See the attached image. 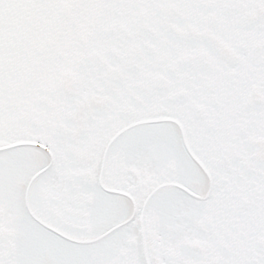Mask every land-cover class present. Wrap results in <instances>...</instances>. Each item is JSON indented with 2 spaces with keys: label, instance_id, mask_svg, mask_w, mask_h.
<instances>
[{
  "label": "snow or ice",
  "instance_id": "6c2138e0",
  "mask_svg": "<svg viewBox=\"0 0 264 264\" xmlns=\"http://www.w3.org/2000/svg\"><path fill=\"white\" fill-rule=\"evenodd\" d=\"M0 264H264V0H0Z\"/></svg>",
  "mask_w": 264,
  "mask_h": 264
}]
</instances>
